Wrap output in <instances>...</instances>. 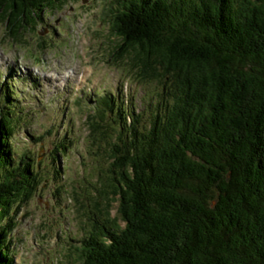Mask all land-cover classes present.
<instances>
[{
  "label": "trees",
  "instance_id": "16d2710c",
  "mask_svg": "<svg viewBox=\"0 0 264 264\" xmlns=\"http://www.w3.org/2000/svg\"><path fill=\"white\" fill-rule=\"evenodd\" d=\"M62 1L0 0V20L20 41ZM112 10L121 44L111 61L125 58L129 76L156 90L141 110L107 93L89 112L106 167L77 264H264V0ZM11 129L0 118V264H14L12 213L38 185L29 164L16 173Z\"/></svg>",
  "mask_w": 264,
  "mask_h": 264
},
{
  "label": "rangeland",
  "instance_id": "374dc122",
  "mask_svg": "<svg viewBox=\"0 0 264 264\" xmlns=\"http://www.w3.org/2000/svg\"><path fill=\"white\" fill-rule=\"evenodd\" d=\"M121 1H62L20 41L0 20V118L12 128L6 142L16 173L29 164L30 180L38 178L34 194L12 213L14 264L78 263L80 239L91 228L87 215L95 211L92 185L106 167L93 156L89 112L107 93L132 95L141 110L144 95L156 90L129 76L125 58L111 61L121 44L112 9Z\"/></svg>",
  "mask_w": 264,
  "mask_h": 264
},
{
  "label": "bare ground",
  "instance_id": "6f19581e",
  "mask_svg": "<svg viewBox=\"0 0 264 264\" xmlns=\"http://www.w3.org/2000/svg\"><path fill=\"white\" fill-rule=\"evenodd\" d=\"M51 76V75H50ZM51 78V77H50Z\"/></svg>",
  "mask_w": 264,
  "mask_h": 264
}]
</instances>
